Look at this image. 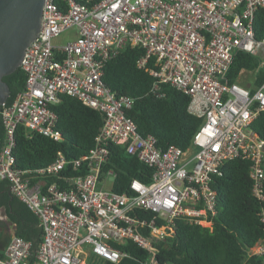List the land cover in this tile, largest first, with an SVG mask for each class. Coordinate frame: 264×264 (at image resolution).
Listing matches in <instances>:
<instances>
[{"label": "built area", "instance_id": "1", "mask_svg": "<svg viewBox=\"0 0 264 264\" xmlns=\"http://www.w3.org/2000/svg\"><path fill=\"white\" fill-rule=\"evenodd\" d=\"M263 6L264 0H46L41 31L20 66L26 73L25 87L13 101L0 105V180L37 215L42 241L34 249L33 241L15 234L0 253V264H86L90 254L120 262L130 254L118 248L119 243L130 240L154 250L139 228L148 227L163 238L172 233L177 217L209 225L211 231L217 213L216 179L230 160L250 162L253 193L264 200V138L252 128L264 111V78L254 92L249 87L253 84L226 78L238 51L258 58L264 71V38H257L254 29ZM71 29L76 31L72 40L54 42ZM127 47L140 48L137 64L154 77L152 91L169 84L189 96V112L203 119L193 149L162 148L155 135L142 136L128 114L135 99L117 95L105 83L107 62ZM61 94L104 114L94 146L75 159L59 150L47 166L17 167L19 125L63 139L52 107ZM112 143L125 146L127 153L153 168L149 182L131 181L132 193L101 184L102 179L113 183L116 176L113 169L103 170ZM67 165L84 166L85 172L60 177L63 186L47 183V177L60 175ZM135 208L153 217L135 216ZM159 219L164 223L159 225ZM252 253L264 257V241ZM143 264L168 263L155 254Z\"/></svg>", "mask_w": 264, "mask_h": 264}, {"label": "trees", "instance_id": "2", "mask_svg": "<svg viewBox=\"0 0 264 264\" xmlns=\"http://www.w3.org/2000/svg\"><path fill=\"white\" fill-rule=\"evenodd\" d=\"M254 29L257 38H264V6L256 13ZM140 55V48L127 47L110 59L104 68L105 83L117 95L127 94L135 99L128 114L137 123L142 136L155 135L158 146L162 148L176 145L183 150L193 149L192 139L203 119L189 112L190 98L177 88L162 84L159 90L152 91L155 79L148 71L138 67ZM242 70L255 73L253 86H249L254 92L255 86L264 78L258 58L248 52L238 51L226 78L234 82ZM4 80L10 86L7 102H11L25 87L26 73L20 67L4 76ZM52 107L58 114L57 128L63 139L56 141L19 125L14 149L17 167L29 170L47 166L54 161L59 150L68 158L75 159L88 153L94 146L95 137L104 123L101 111L68 94H61L60 101ZM252 128L264 138V111L253 120ZM0 135L1 148L4 137L1 118ZM109 148L110 156L103 170L115 171L116 176L111 185L114 191L132 193L130 183L134 178L143 182L151 180L153 168L136 155L127 153L125 146L112 143ZM222 168L223 174L216 179L215 184L217 213L211 231L198 223L177 217L172 225V233L163 238H156L148 227L139 228L140 232L151 239L156 250L126 240L119 243L118 248L128 252L129 257L120 262H112L90 254L86 264H143V261L155 254H158L162 263L168 264H264V257L252 253V249L264 241V200L253 193L250 162L230 160ZM84 172V166L77 169L67 165L60 175L49 176L46 181H56L63 186L64 180L60 177H74ZM0 185L7 189V200L19 205L12 213V219L19 225L16 234L33 241L34 249H38L43 235L39 218L25 202L13 194L7 181L1 180ZM131 212L148 219L153 217L150 211L140 208ZM163 223L161 219L158 220L159 225Z\"/></svg>", "mask_w": 264, "mask_h": 264}, {"label": "water", "instance_id": "3", "mask_svg": "<svg viewBox=\"0 0 264 264\" xmlns=\"http://www.w3.org/2000/svg\"><path fill=\"white\" fill-rule=\"evenodd\" d=\"M45 1L0 0V105L11 92L4 76L20 68L26 49L41 31Z\"/></svg>", "mask_w": 264, "mask_h": 264}, {"label": "crops", "instance_id": "4", "mask_svg": "<svg viewBox=\"0 0 264 264\" xmlns=\"http://www.w3.org/2000/svg\"><path fill=\"white\" fill-rule=\"evenodd\" d=\"M71 30L74 31L75 36L76 31L74 29ZM6 191V187L0 185V253L4 252L8 242L16 234L19 226L12 219L13 210L17 209L19 205L7 200Z\"/></svg>", "mask_w": 264, "mask_h": 264}, {"label": "rangeland", "instance_id": "5", "mask_svg": "<svg viewBox=\"0 0 264 264\" xmlns=\"http://www.w3.org/2000/svg\"><path fill=\"white\" fill-rule=\"evenodd\" d=\"M74 38V31L73 30H67L63 33H61L58 37L54 39V42L56 44H66L68 41L72 40ZM255 80V73L253 71L249 70H242L239 74V77L237 78V82L243 86H249L254 83ZM106 183V184H104ZM102 186L104 188H109L112 184V179H102ZM206 229L210 231V226L206 225Z\"/></svg>", "mask_w": 264, "mask_h": 264}]
</instances>
